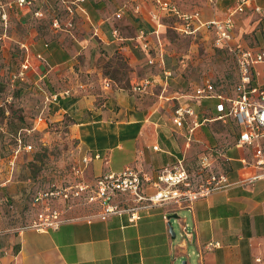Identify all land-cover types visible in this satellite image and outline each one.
<instances>
[{
  "label": "crops",
  "instance_id": "crops-1",
  "mask_svg": "<svg viewBox=\"0 0 264 264\" xmlns=\"http://www.w3.org/2000/svg\"><path fill=\"white\" fill-rule=\"evenodd\" d=\"M232 3L221 0L211 18H223ZM255 3L264 7V0ZM6 4L18 20L14 23L24 29L25 55L46 85L53 117H70L85 146L82 156H92L88 164L96 159L104 165L102 172L129 167L155 179L178 161L187 169L198 159L209 167L190 179L193 188L212 172L225 175L228 184L190 204L153 203L133 221L122 212L22 229L12 247L0 245V264H264V179L237 183L260 170L252 164L253 148L236 144L238 125L216 107L234 90L225 94L210 82L215 95L195 97V89L208 80L186 90L190 82L184 63L174 68L165 64L171 59L169 25L153 1ZM211 18L201 15L205 21ZM205 32L211 31L201 27L197 33ZM231 34L232 45L264 49V14L250 9L233 14ZM144 41L155 48L151 54L141 47ZM254 69L253 83L264 88V61ZM177 108L193 113L178 117ZM216 120L235 127L228 145H221L222 131L213 132L214 143L209 138L207 122ZM209 241L219 245L204 249Z\"/></svg>",
  "mask_w": 264,
  "mask_h": 264
},
{
  "label": "rangeland",
  "instance_id": "rangeland-1",
  "mask_svg": "<svg viewBox=\"0 0 264 264\" xmlns=\"http://www.w3.org/2000/svg\"><path fill=\"white\" fill-rule=\"evenodd\" d=\"M7 1L0 0V5L4 6ZM173 1L183 10H198L206 19L215 17L206 0ZM12 12L7 4L3 10L0 7V245L8 248L13 246L17 231L38 222V214L44 206L33 201L38 190L67 187L70 192H75L78 189L76 185L82 184L83 189H79L77 194H69L68 198H46L48 205L59 210L61 218L100 213L102 205L95 197L94 183L104 171L99 160L94 159L91 165L82 162L85 146L72 127L70 117H53L46 85L31 68L32 60L25 55L21 41L24 29L14 23L18 20L14 19ZM165 18L169 25L166 35L171 43V59L165 64L174 68L184 63L190 82L186 90L190 91L192 85L208 80L217 90L230 95L238 77L234 53L227 47L214 46L212 32L191 36L180 34L170 26L171 19ZM239 31L237 28V35ZM24 62L28 63L26 68L23 67ZM206 102L210 101L206 99ZM207 126L212 143L216 140L213 132L222 131L221 145L229 144V135L235 129L231 122L223 125L216 120L207 122ZM25 144H30L31 149H23ZM78 167L82 169L80 174L74 172ZM208 167L209 164L194 159L187 165L189 179L194 181L197 171ZM146 187L148 189L145 190V186L142 187L143 194L153 191L149 184ZM110 203L117 207L137 204L132 196L119 192L110 199Z\"/></svg>",
  "mask_w": 264,
  "mask_h": 264
},
{
  "label": "built area",
  "instance_id": "built-area-1",
  "mask_svg": "<svg viewBox=\"0 0 264 264\" xmlns=\"http://www.w3.org/2000/svg\"><path fill=\"white\" fill-rule=\"evenodd\" d=\"M27 0H17L18 4H22ZM155 7L163 17L171 19L172 28L180 34L190 35L196 34L201 27L211 31L214 35V44L216 46L225 45L230 49L236 58L238 78L234 85V95L231 98H225V103L219 102L216 107L224 114L230 116L238 125V136L236 144L239 146L246 145L253 148L254 166L260 171L241 178L237 183L245 182V180L264 179V88L253 83L255 75V64L264 61V49L254 50L249 47L230 44L232 37L231 31L233 28V14L244 12L247 9L254 10L264 14V7L256 4L255 0H233V3L227 6L226 15L223 18H211L202 20L198 10H183L173 0H152ZM212 7L216 8L221 0H206ZM0 7L3 10L2 5ZM141 47L148 53H152L155 49L149 42L144 41ZM147 61L154 62V54ZM28 63L24 62L23 67H27ZM214 94V88L209 81L204 85L195 89V97H210ZM218 95V94H217ZM221 97V95H218ZM55 99L56 96L54 95ZM183 113L192 114L193 111L189 108L176 109L177 116ZM18 143L21 145V139L18 138ZM155 147V146H154ZM19 149V148H18ZM17 149V150H18ZM23 149L30 150L31 145H23ZM93 157L98 158L96 153ZM91 155H84L82 162L86 165L90 160ZM106 162V158L104 159ZM248 165L244 162V166ZM76 174L82 173L81 167L74 168ZM151 185L153 191L144 193L142 187ZM226 177L223 174L210 173L205 181L197 187H192L186 168L181 161H178L171 168H164L157 174L155 179H152L146 174L140 173L137 170L126 167L118 172H102L98 175L94 183L95 197L102 205L99 217L106 218L111 213H129L130 221L136 219L138 211L151 206L153 203H162L172 201L177 205L190 204L198 196L207 194L210 190L226 186ZM78 189L75 192H70L68 188H53L49 190H38L34 194L33 201L43 203V211L38 214V222H33L25 228L44 229L49 226H57L60 222L70 218H61L59 210L52 209L46 198L52 196H61L64 199L73 193H79V189H83L82 184L76 185ZM119 192L132 196L137 204L133 206L117 207L110 203V199ZM219 242L209 241L204 244V249H212L218 246Z\"/></svg>",
  "mask_w": 264,
  "mask_h": 264
},
{
  "label": "water",
  "instance_id": "water-1",
  "mask_svg": "<svg viewBox=\"0 0 264 264\" xmlns=\"http://www.w3.org/2000/svg\"><path fill=\"white\" fill-rule=\"evenodd\" d=\"M169 231L172 233V235H174V233H173V230H172V227H171V226H169ZM181 264H185V261H182V262H181Z\"/></svg>",
  "mask_w": 264,
  "mask_h": 264
}]
</instances>
